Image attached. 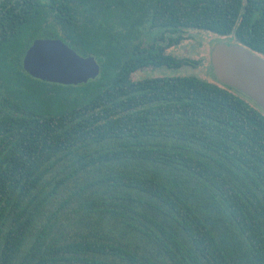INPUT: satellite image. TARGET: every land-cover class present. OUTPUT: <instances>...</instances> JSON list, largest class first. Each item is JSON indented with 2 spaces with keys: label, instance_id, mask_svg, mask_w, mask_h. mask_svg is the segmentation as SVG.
<instances>
[{
  "label": "trees",
  "instance_id": "obj_1",
  "mask_svg": "<svg viewBox=\"0 0 264 264\" xmlns=\"http://www.w3.org/2000/svg\"><path fill=\"white\" fill-rule=\"evenodd\" d=\"M190 32L264 57V0H0V264H264V111L193 77L132 79L197 65L167 53ZM36 39L99 75L32 78Z\"/></svg>",
  "mask_w": 264,
  "mask_h": 264
},
{
  "label": "water",
  "instance_id": "obj_2",
  "mask_svg": "<svg viewBox=\"0 0 264 264\" xmlns=\"http://www.w3.org/2000/svg\"><path fill=\"white\" fill-rule=\"evenodd\" d=\"M23 70L34 79L78 85L95 79L100 68L92 56L82 57L59 39H36L27 49ZM212 67L218 82L243 94L264 111V57L234 43L217 44Z\"/></svg>",
  "mask_w": 264,
  "mask_h": 264
},
{
  "label": "rangeland",
  "instance_id": "obj_3",
  "mask_svg": "<svg viewBox=\"0 0 264 264\" xmlns=\"http://www.w3.org/2000/svg\"><path fill=\"white\" fill-rule=\"evenodd\" d=\"M184 37L185 39L180 41L178 45L169 48L167 53L177 59L195 61L197 65L182 66L179 69H146L144 71L134 73L132 79L140 80L145 77L159 76H186L220 85L212 67V52L217 44L222 43L230 45L234 44L235 40L232 36H219L210 32H190L185 34Z\"/></svg>",
  "mask_w": 264,
  "mask_h": 264
}]
</instances>
